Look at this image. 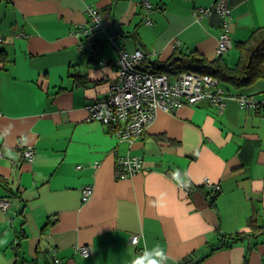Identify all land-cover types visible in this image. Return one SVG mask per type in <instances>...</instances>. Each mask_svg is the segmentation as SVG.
Instances as JSON below:
<instances>
[{
    "label": "crops",
    "instance_id": "1",
    "mask_svg": "<svg viewBox=\"0 0 264 264\" xmlns=\"http://www.w3.org/2000/svg\"><path fill=\"white\" fill-rule=\"evenodd\" d=\"M215 1L151 0L146 24L142 0H0V199L9 200L0 206V264H56L54 256L67 264H131L145 242L163 246L167 264H264L263 109L230 98L221 111L203 99L160 111L133 141L89 119L88 106L107 96L118 73L108 35L149 61L164 62L176 49L213 60L222 17L199 9ZM229 4L234 46L223 57L234 66L237 44L264 26V0ZM90 6L107 30L77 36ZM230 92L264 101V77ZM28 146L32 160L23 154ZM122 155L143 157L145 168L116 177ZM177 170L196 187L191 194L168 175ZM205 178L221 185L215 198ZM86 185L93 194L83 200ZM238 233L242 240L215 249ZM77 245H91L92 254L81 256Z\"/></svg>",
    "mask_w": 264,
    "mask_h": 264
},
{
    "label": "built area",
    "instance_id": "2",
    "mask_svg": "<svg viewBox=\"0 0 264 264\" xmlns=\"http://www.w3.org/2000/svg\"><path fill=\"white\" fill-rule=\"evenodd\" d=\"M153 4L151 0H142L144 21L151 24L149 17ZM200 16L217 13L222 17V32L217 46V55L221 56L233 48L231 37L232 7L229 0H216L210 7L200 8ZM88 20L80 23L74 33L77 36L92 37L97 32H106L105 20L102 12L94 6L87 10ZM111 42L118 48V73L111 81L107 96L97 99L88 106L89 119L109 125L113 133L120 140L133 141L141 136L156 119L160 111L174 113L184 104H195L203 99L211 100L222 111L230 98L236 99L240 105L250 109H258L264 101L251 94H234L222 85V81L211 74L187 71L170 78L167 74L153 72L140 68L145 58L141 49L132 52L119 45L117 38L108 35ZM92 43L94 40L92 39ZM181 43L177 41L176 46ZM104 65L107 59L99 61ZM24 156L32 160L35 150L28 146L23 148ZM2 150H0V157ZM144 158L138 155L119 156L116 160L115 174L118 178H127L144 169ZM168 175L173 178L172 173ZM178 183L180 188L191 194L196 187L188 180ZM202 185L208 188L209 197L215 198L221 185L205 178ZM93 194V187L86 185L82 188L83 200H88ZM9 205L7 198L0 199V206L5 210ZM137 245L139 235H133L131 242ZM57 252L54 249V254ZM75 252L88 257L92 254L91 245H77ZM56 264H67L60 257L54 256Z\"/></svg>",
    "mask_w": 264,
    "mask_h": 264
},
{
    "label": "trees",
    "instance_id": "3",
    "mask_svg": "<svg viewBox=\"0 0 264 264\" xmlns=\"http://www.w3.org/2000/svg\"><path fill=\"white\" fill-rule=\"evenodd\" d=\"M99 45L96 46L95 50L99 48ZM237 48L239 59L234 66H229L223 55L210 60L197 51L185 53L181 49H176L173 55L164 62L149 61L145 53L146 56L140 68L165 73L170 78L187 71L207 73L218 77L230 91L231 89L238 91L252 86L264 77V26L256 28L248 39L237 44ZM1 54L6 55V51L0 49V63L6 60V57L1 58ZM262 109L264 110V105L256 110ZM240 239H243L240 233L229 235L222 242H218L215 249L231 245Z\"/></svg>",
    "mask_w": 264,
    "mask_h": 264
},
{
    "label": "clouds",
    "instance_id": "4",
    "mask_svg": "<svg viewBox=\"0 0 264 264\" xmlns=\"http://www.w3.org/2000/svg\"><path fill=\"white\" fill-rule=\"evenodd\" d=\"M173 178L178 183H183L178 170L173 174ZM132 243L135 244L136 241L133 240ZM168 259L169 257L163 246L155 244L152 247H148L147 242H145L142 251L131 259V264H167Z\"/></svg>",
    "mask_w": 264,
    "mask_h": 264
}]
</instances>
